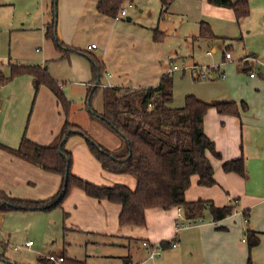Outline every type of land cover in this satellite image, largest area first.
Instances as JSON below:
<instances>
[{"label": "crops", "instance_id": "1", "mask_svg": "<svg viewBox=\"0 0 264 264\" xmlns=\"http://www.w3.org/2000/svg\"><path fill=\"white\" fill-rule=\"evenodd\" d=\"M125 1L130 2L129 6H132L134 2V0ZM202 1L216 9L230 8L211 4L207 0ZM99 2L100 0H59L57 32L60 40L68 46L83 49L97 56L103 62L105 71L100 77V86H156L172 64L176 65L174 59L171 58L170 67L163 69L158 63L161 57L158 45L151 38L141 37L140 34L129 28L122 20L123 16L117 19L102 14L98 10ZM51 9L52 3L51 0H48L44 11V14H47V24L53 17ZM167 10L163 13L167 14ZM128 14L127 10L124 16H127L128 21L147 28L142 23V17L133 19ZM139 40H144L145 45L141 46ZM93 43L97 44V47L89 48ZM143 47L149 50L147 54H142ZM213 51L215 48L208 51V55H212ZM73 54L83 55L78 52H73ZM135 56H138V59H134ZM225 58H227L226 55ZM248 59L246 58L243 62L245 66L263 65V62H258L255 56L248 57ZM84 68L85 72L82 75L89 81L85 84L88 86L92 83L96 84L92 65L84 66ZM212 68L214 69V67ZM215 69L219 70L220 67ZM180 70L187 71L188 69L175 71ZM103 76H105L104 83L101 82ZM249 76L255 81L256 86L264 88V79H258L256 75L252 76L251 72ZM208 77L209 75L206 78ZM5 103L0 98V118H3L0 122V142L10 147H18L24 133L40 144L51 143L60 132L66 118L60 110L57 97L45 85L38 88L36 114L34 118L32 117L26 131L19 121L8 120L11 114L7 116L8 108L4 115H1ZM243 115L241 120L234 115H220L215 108L209 109L205 117V130L222 153V158H216L208 153L214 165L217 183L213 186L200 185L198 176L194 175L191 186L186 191L188 201L203 199L213 202L216 206L237 203L236 210L232 215L221 221L213 222L209 210L206 209L204 217L205 212L209 213L207 221L202 217L203 222L177 232L178 208H150L146 211L145 226L120 225L121 205L119 203L90 197L83 189L76 187L63 203V213L64 211L69 212L65 223L68 222L71 225L68 227L76 232L95 236L124 237L128 240L127 245L131 250L135 248L132 244L133 241H138L137 247L144 252H147L142 244L144 240L168 241L169 244L165 245L164 251L177 250V258L185 260L190 258L197 263L203 256L205 264H250L248 243L246 242L248 224L243 217V211L248 208L251 214L249 226L258 231L260 237V243L252 249L251 264H264V142H260L264 135V113L261 112L258 119L246 117L248 115L246 113L245 117ZM215 117L217 120H223L221 126H218V121L214 122ZM243 121L246 124L244 134L241 132ZM95 123L100 122L95 121ZM241 133L244 135L245 176L236 172H226L223 169L225 160L239 157L242 154ZM120 144L119 141L108 148H116ZM67 148L73 153L72 171L77 176L97 185L114 186V184L109 185L98 181V179L102 180L103 175H107L106 177H109L111 181L120 182L115 183L116 185L127 184L133 189L136 187V179L132 175L105 170L88 147L85 139L80 136H71L67 141ZM0 179H2L0 188H12L16 198L33 200L47 199L53 196L61 184L60 175L45 171L1 148ZM9 194L11 195V193ZM173 239L177 240L176 247L171 246ZM195 242H198L201 249L193 250ZM59 255L64 256L65 254L60 253ZM42 257L45 256L42 255ZM124 259L125 264L140 263L135 262L132 253L125 256Z\"/></svg>", "mask_w": 264, "mask_h": 264}, {"label": "rangeland", "instance_id": "2", "mask_svg": "<svg viewBox=\"0 0 264 264\" xmlns=\"http://www.w3.org/2000/svg\"><path fill=\"white\" fill-rule=\"evenodd\" d=\"M169 1L171 3L167 14L163 13L161 0H134L132 6H129V1L124 2L128 16L133 19L142 17V23L147 28L128 21L127 16H123L122 20L141 37L147 36L158 45L161 51L158 63L163 69L170 67L171 58L180 68L195 63L210 67L207 72L209 77L206 79L193 76L189 70L173 73L172 106L184 105L189 94L209 102L245 101L248 103V110L245 112L248 115L243 112V117L258 119L261 112L264 113V88L256 86L249 73L253 71L258 79H264V0H249L251 12L242 20L236 18L232 8L216 9L202 0ZM47 3L48 0H0V74L10 78L8 83L0 85V98L6 102L1 115L8 108L7 116L11 113L8 120H17L24 131L28 130L32 117L36 114L38 90L31 73H17L14 69L44 66L60 82L66 98L71 102L67 112L60 105L62 113H66L71 121L86 129L98 142L112 147L121 142L120 136L101 123H95L90 113L91 109L101 112L104 103L102 88L88 100L89 86L85 83L89 81L82 74L85 72L84 66L91 65V61L86 55L71 53L63 56L54 41L46 38L47 14L44 11ZM202 21L211 25L216 38L200 36ZM139 42L141 46L145 45L144 40ZM212 48L215 51L208 55ZM148 52L143 47L142 54ZM227 52L231 53V58H225ZM254 56L263 65H252L251 68L248 66L249 69L244 71V60ZM130 59L133 60L132 57ZM134 59H138V56ZM217 66L220 67L219 70L212 68ZM101 79L104 83L105 76ZM2 120L0 118V122ZM222 121L214 118L218 126H221ZM245 125L243 121L241 128L240 122L242 133ZM243 136L241 143L244 148ZM106 176L103 175L102 180L98 181L116 185L118 181L113 182ZM4 190L15 196L12 188ZM62 210L63 208L51 212H0V256H3L0 257V264H39L38 260L42 255L47 259L53 252L84 260L85 264H125L124 257L130 253L139 264H205L203 256L197 263L190 258H177V250L163 251L152 261L147 259L148 250L144 252L137 247L138 241H133L135 248L131 250L124 237L95 236L72 231L69 228L71 225L65 223ZM203 219L207 221L209 213L205 212ZM28 240L33 241L31 247L25 246ZM192 248L194 251L201 249L198 242Z\"/></svg>", "mask_w": 264, "mask_h": 264}, {"label": "trees", "instance_id": "3", "mask_svg": "<svg viewBox=\"0 0 264 264\" xmlns=\"http://www.w3.org/2000/svg\"><path fill=\"white\" fill-rule=\"evenodd\" d=\"M209 3L230 7L236 18L241 19L250 14L249 0H207ZM163 11L170 1L161 0ZM52 20L46 25L45 36L54 41L63 56L78 52L89 57L96 85L88 87V100L102 88L103 110H90L95 121L120 136L121 144L108 148L98 142L81 125L71 121L65 113V121L54 140L46 145L40 144L26 133L23 134L18 147H10L0 142V148L22 158L41 169L61 176V184L53 196L47 199H21L10 195L0 188V211L39 210L51 212L63 208L64 201L76 187L83 189L90 197L99 200L107 199L119 203L120 225H146V211L150 208L171 209L182 207L188 221H198L209 210L212 221L218 222L232 215L237 203L216 206L208 200L188 201L186 191L191 186L192 177L198 176V183L213 186L217 183L214 165L208 155L222 158L215 141L205 130V117L210 108H215L220 115H234L242 120L243 112L248 110V103L235 100L206 101L194 94L186 96L185 104L172 106L174 100L173 73H165L156 86H100V77L105 71L103 62L95 55L76 47L68 46L60 40L57 32L58 0H51ZM124 0H100L98 10L105 15L116 18L124 8ZM200 36L216 38L211 25L201 22ZM158 37H161L158 36ZM157 38V37H156ZM251 68V67H250ZM249 68L245 66L244 71ZM17 73L29 72L34 77L35 88L47 86L57 97L58 103L67 112L71 102L66 98L62 85L42 66H22L14 69ZM10 81L9 77L0 74V85ZM82 136L88 147L99 160L102 167L112 173H126L136 179L133 189L125 184L114 186L97 185L73 173L74 156L67 148L71 136ZM242 154L239 157L225 160L223 169L246 175V161ZM68 169V171H67ZM69 212L64 211L65 219ZM248 224L246 242L249 258L252 263V249L260 243L259 232L249 226L250 209L243 211ZM200 218V219H197ZM203 220V219H202ZM204 221V220H203ZM168 245V241H162ZM3 257V256H0ZM39 264H55L39 258ZM62 264H85L84 260L64 255Z\"/></svg>", "mask_w": 264, "mask_h": 264}, {"label": "built area", "instance_id": "4", "mask_svg": "<svg viewBox=\"0 0 264 264\" xmlns=\"http://www.w3.org/2000/svg\"><path fill=\"white\" fill-rule=\"evenodd\" d=\"M126 13H127V9L126 8H122L121 12L119 13V15L116 18L118 19V18L126 15ZM96 47H97V44H95V43H93V44H91L89 46V48H96ZM225 55H226L227 58H231V53L230 52H227ZM185 68L188 69L193 74V76H195L197 78H206L209 67L195 63L193 65L180 68V66L172 64V66L168 69L167 72L173 73L175 70L185 69ZM214 68H219V67L217 66V67H214ZM251 75L254 76L255 72H251ZM91 85H96V84L92 83ZM201 222H203L202 219H200L198 221H188L185 218V216H184L182 207H178V223L176 225V231L177 232L179 230H181V229H184V228H187L189 226H193V225L199 224ZM142 244L149 251L148 259L152 260V261H155L157 256H160L162 254V252L164 251L165 247H166L162 242L152 243L151 241H148V240H144L142 242ZM32 245H33V241L32 240H28L25 243L26 247H31ZM177 245H178L177 240L173 239L171 241V246L172 247H176ZM47 259L52 261V262H55L57 264H62L63 261H64V256L63 255H57L56 253L53 252V253H50L47 256Z\"/></svg>", "mask_w": 264, "mask_h": 264}, {"label": "water", "instance_id": "5", "mask_svg": "<svg viewBox=\"0 0 264 264\" xmlns=\"http://www.w3.org/2000/svg\"><path fill=\"white\" fill-rule=\"evenodd\" d=\"M129 19H130V18H129ZM260 142H261V143L264 142V135L261 137ZM67 171H68V169H67Z\"/></svg>", "mask_w": 264, "mask_h": 264}]
</instances>
